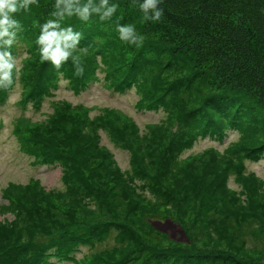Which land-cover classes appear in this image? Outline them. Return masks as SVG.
Instances as JSON below:
<instances>
[{
    "label": "trees",
    "instance_id": "1",
    "mask_svg": "<svg viewBox=\"0 0 264 264\" xmlns=\"http://www.w3.org/2000/svg\"><path fill=\"white\" fill-rule=\"evenodd\" d=\"M111 2L119 5L120 23L133 24L144 44H124L115 24L96 16L67 21L88 49L82 78L73 76L71 62L60 76L40 61L34 24L49 18L53 0L17 14L23 31L11 51L17 56L21 46L27 53L14 82L22 85V103L40 106L62 80L79 94L102 72L116 92L135 87L139 108L163 107L172 128L142 136L123 111L105 107L91 116L68 101L57 102L44 121L19 118L14 132L21 148L40 164L59 163L65 188L45 191L33 179L5 190L18 214L0 222V264H55L53 257L78 264H264V247L248 245L249 237L264 241V178L245 165L264 157V0H162L159 22H144L131 0ZM9 90L0 89V102ZM102 130L130 151V169L101 144ZM231 131L240 138L223 151L181 157L199 137L224 140ZM231 175L241 190L229 186ZM159 207L165 211L153 213ZM176 208L193 215L177 219L184 241L151 222L174 219L168 214ZM135 209L140 218L130 215ZM111 236L117 244L77 259L81 245Z\"/></svg>",
    "mask_w": 264,
    "mask_h": 264
},
{
    "label": "rangeland",
    "instance_id": "2",
    "mask_svg": "<svg viewBox=\"0 0 264 264\" xmlns=\"http://www.w3.org/2000/svg\"><path fill=\"white\" fill-rule=\"evenodd\" d=\"M26 51L23 47L18 48L17 57L22 62V59L26 56ZM101 77L102 72L99 74ZM23 98V88L20 83H17L7 95L5 101L0 102V222H9L17 218L18 212L13 209L10 204V197L6 196L5 190L12 184H27L33 179H38L41 186L45 191L51 189H64V182L62 180L63 167L57 164H40L38 160L33 157L30 153L23 150L20 146V142L17 140V136L14 132L16 121L21 117L31 119V121H44L48 119L49 115L53 112L55 105L60 101H68L73 106L83 104L89 109L90 115H96L99 110L103 107H112L116 110L124 111L130 115L139 124L141 130L144 132L142 136L147 133L150 135L153 131H161L164 126L172 128V125L167 124V111L161 107L159 110L147 111L138 107V100L140 98L139 92L135 87L124 92L119 93L115 90L106 87L102 80H93L87 90H84L80 94L76 95L67 87L65 81H61V84L57 90L53 92V95L46 97L40 106H35L32 102L27 103L28 105L24 108V104H21ZM156 123L157 126L153 127L152 130L146 129L147 124ZM175 129V128H174ZM102 132V143L107 145L112 151L114 158L123 169H130V151L111 138L110 134L105 131ZM240 138L238 131H231L230 134L219 140L211 136L199 137L195 144L188 149H185L181 154V157H188L190 155L201 154L209 148H215L219 151H223L233 141ZM136 145H139L137 142ZM186 160V159H183ZM186 163L185 161H183ZM246 171L254 173L259 177L264 178V157L258 161H245ZM235 175H231L229 186L241 190L242 184L236 180ZM141 182V181H139ZM151 196V191L147 192ZM94 208V205H91ZM125 209L127 207L125 206ZM165 209L159 207L158 210L153 213H162ZM168 215L174 217L166 219H154L151 222L156 228L170 235L171 238L184 241L187 236L184 232L181 222L177 220L180 214L187 221L193 220L191 212L182 213L180 210L170 209ZM86 213L90 215L91 212H80L77 214ZM136 218L141 217L139 209H135L134 213L130 214ZM135 229L136 235L139 237L144 236V232L137 228L135 224H132ZM199 227V226H198ZM117 244L116 240L111 236L105 241L96 242L94 245H81L80 250L77 252L76 257L78 260L83 259L86 255L109 248ZM248 245L250 247L262 248L264 247V241L254 240L248 238ZM52 261L55 264H78L73 261H60L57 257H53Z\"/></svg>",
    "mask_w": 264,
    "mask_h": 264
},
{
    "label": "clouds",
    "instance_id": "3",
    "mask_svg": "<svg viewBox=\"0 0 264 264\" xmlns=\"http://www.w3.org/2000/svg\"><path fill=\"white\" fill-rule=\"evenodd\" d=\"M131 4L142 13L144 22H159L164 16L162 0H131ZM35 5H38V0H0V89L12 88L21 71L20 59L11 51L18 34L23 31L16 16L29 12ZM118 8L119 5L111 0H53L49 18L42 24H34V27H39L35 43L40 61L50 62L60 76H63V66L71 62L73 76H84L83 56L88 49L80 46L83 34L71 24L65 26L73 18L83 23L89 22L93 16L101 22L111 21L121 42L141 48L145 37L137 32L133 24L120 23L123 15L116 17Z\"/></svg>",
    "mask_w": 264,
    "mask_h": 264
}]
</instances>
